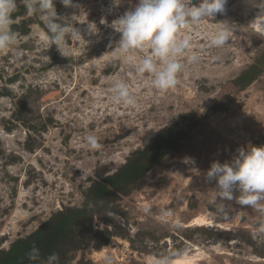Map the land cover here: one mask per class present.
<instances>
[{"label": "rangeland", "instance_id": "obj_1", "mask_svg": "<svg viewBox=\"0 0 264 264\" xmlns=\"http://www.w3.org/2000/svg\"><path fill=\"white\" fill-rule=\"evenodd\" d=\"M118 2L57 0L61 16L84 21L73 23L86 40L69 41L64 56L17 0L11 29L22 55L0 51V264L33 244L59 264H151L175 250L186 251L182 264H264V215L235 200L220 213L205 179L214 160L264 145L259 8L227 0L224 13L190 26L200 59L158 91L113 62L112 22L137 0ZM221 21L236 27L211 47L205 37ZM114 79L128 83L135 108L112 102Z\"/></svg>", "mask_w": 264, "mask_h": 264}, {"label": "clouds", "instance_id": "obj_2", "mask_svg": "<svg viewBox=\"0 0 264 264\" xmlns=\"http://www.w3.org/2000/svg\"><path fill=\"white\" fill-rule=\"evenodd\" d=\"M56 2L22 0L29 14L39 15L50 47L55 45L62 55L67 56L66 45L69 41L86 39L81 29L73 23L79 20L75 16L70 19L61 16L57 12ZM60 3L66 8L77 7L74 0H60ZM113 3L118 5L120 2L113 0ZM252 3L260 10L253 23H260L258 35L264 36V0H252ZM226 4L227 0H199L198 4H194L193 0H137L131 9L112 22L111 27L119 33L118 41L114 42L116 55L112 58L113 62L123 59L137 75L149 77L150 85L158 91L171 89L177 83V74L186 64H195L200 59L196 52L191 51L192 36L186 30L190 26L199 27L204 19L214 20L217 14L225 12ZM16 10L17 0H0V51L12 50L13 55L20 56L22 53L14 48L16 34L11 29ZM214 24L216 27L205 39L209 46L221 48L229 42L236 26L225 21ZM87 33L98 35L94 23H88ZM144 50L150 54L136 55ZM107 91L113 103L132 108L138 104L124 80L110 81ZM86 143L93 150L101 147L94 135H88ZM205 179L207 182L215 181V195L211 203L220 213L227 210L224 201L235 200L264 215V145L239 148L230 161L221 163L214 160ZM26 258L29 264H59L57 253L44 257L35 244L26 253ZM184 260L186 251L175 250L155 255L151 264H182Z\"/></svg>", "mask_w": 264, "mask_h": 264}, {"label": "trees", "instance_id": "obj_3", "mask_svg": "<svg viewBox=\"0 0 264 264\" xmlns=\"http://www.w3.org/2000/svg\"><path fill=\"white\" fill-rule=\"evenodd\" d=\"M28 251V249L25 250V252L19 251L11 257H5L2 261V264H29V261L26 258V253Z\"/></svg>", "mask_w": 264, "mask_h": 264}]
</instances>
